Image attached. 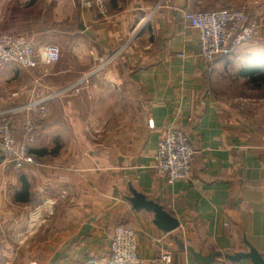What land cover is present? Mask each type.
<instances>
[{
    "label": "crops",
    "instance_id": "obj_1",
    "mask_svg": "<svg viewBox=\"0 0 264 264\" xmlns=\"http://www.w3.org/2000/svg\"><path fill=\"white\" fill-rule=\"evenodd\" d=\"M206 1L107 0L103 15L0 0V35L62 50L53 66H0L16 138L29 117L39 126V164L0 161V264H115L118 226L138 233L143 264H264V127L218 91L232 56L199 55L183 11ZM239 56L238 76L264 86L249 76L263 60ZM38 98L45 117L17 110ZM171 124L196 149L191 177L174 182L151 168Z\"/></svg>",
    "mask_w": 264,
    "mask_h": 264
},
{
    "label": "built area",
    "instance_id": "obj_2",
    "mask_svg": "<svg viewBox=\"0 0 264 264\" xmlns=\"http://www.w3.org/2000/svg\"><path fill=\"white\" fill-rule=\"evenodd\" d=\"M78 2L84 9H93L103 15L108 12L107 0ZM183 18L190 26L199 30V55L209 62L230 55L253 39L257 31L243 9L231 6L210 10L186 9L183 11ZM61 56L62 50L57 44L38 48L25 37L11 33L0 35V66L8 63L21 68H36L41 63L53 66L61 60ZM47 100L48 98L30 100L17 110L37 111L41 117H45L48 113ZM13 111H0V161L11 163L16 168L25 164H39V158L33 152L39 135L38 123L32 117L26 119L24 136L17 139L12 126ZM195 154L196 149L188 135L172 124L167 125L151 168L165 176L169 182L189 179ZM111 258L115 264H143L144 260L138 255V233L135 230L125 226L114 229ZM156 260L166 264L171 262L168 253L160 254Z\"/></svg>",
    "mask_w": 264,
    "mask_h": 264
},
{
    "label": "rangeland",
    "instance_id": "obj_3",
    "mask_svg": "<svg viewBox=\"0 0 264 264\" xmlns=\"http://www.w3.org/2000/svg\"><path fill=\"white\" fill-rule=\"evenodd\" d=\"M205 3L208 8L197 10L217 9L223 6L243 9L248 14L250 22L257 28L253 39L230 54L231 70L233 66L236 68L229 74L228 80L224 79L218 91L222 96L228 97L239 113L248 117L252 125L264 127V86L254 88L251 83L237 74L243 59L239 55L244 52L254 59L259 58L260 61H264V0H207ZM64 41L68 43V40ZM57 45L61 47L59 43ZM20 106L22 105H18Z\"/></svg>",
    "mask_w": 264,
    "mask_h": 264
},
{
    "label": "trees",
    "instance_id": "obj_4",
    "mask_svg": "<svg viewBox=\"0 0 264 264\" xmlns=\"http://www.w3.org/2000/svg\"><path fill=\"white\" fill-rule=\"evenodd\" d=\"M255 72L253 74H249L250 80L253 83L259 84L260 82H264V61L260 64L257 62L254 63Z\"/></svg>",
    "mask_w": 264,
    "mask_h": 264
}]
</instances>
